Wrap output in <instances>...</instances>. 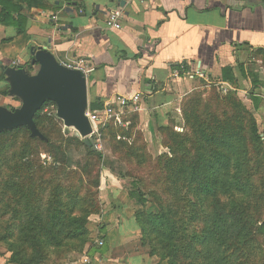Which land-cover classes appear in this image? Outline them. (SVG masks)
Masks as SVG:
<instances>
[{
	"label": "crops",
	"instance_id": "1",
	"mask_svg": "<svg viewBox=\"0 0 264 264\" xmlns=\"http://www.w3.org/2000/svg\"><path fill=\"white\" fill-rule=\"evenodd\" d=\"M48 1L50 8L30 11L21 34L0 24V106L14 109L20 101L10 94L6 67L17 61L34 73V47L49 49L62 63L86 60L88 109L92 104L104 109L118 94H139L140 129L155 152L165 150L160 129L184 124L181 104L200 87L253 92L264 102V0ZM115 11L122 28L107 29V17ZM226 67H232L234 83L221 80ZM123 201L106 212L111 219L102 225L104 252L86 247L63 264H87L84 257L91 264H157L140 253L120 256L126 240L117 227L126 221ZM10 256L0 253V264H14Z\"/></svg>",
	"mask_w": 264,
	"mask_h": 264
},
{
	"label": "trees",
	"instance_id": "2",
	"mask_svg": "<svg viewBox=\"0 0 264 264\" xmlns=\"http://www.w3.org/2000/svg\"><path fill=\"white\" fill-rule=\"evenodd\" d=\"M48 2V0H0V24L14 26L17 34H21L26 31L30 11L33 8L46 10L50 8ZM58 8L57 5L53 6V10ZM183 64L184 70H187L186 62ZM30 69L33 70L32 65ZM2 78H5V75ZM221 80L233 83L236 81L232 67L223 69ZM252 101L254 112L259 111L260 99L255 97L254 93ZM220 102L226 108L223 116L217 115L216 110L211 107V101L205 99L200 91H193L184 98L182 104L188 132L181 134L173 127L160 129L168 131L171 139L176 141L170 144L168 139L163 140V145L169 148L174 156L164 153L156 158L163 176L161 183L173 194V200L169 208L159 203L161 206L158 212H140L138 224L143 229V244L149 242L151 254L160 257L167 264L224 263L219 257L221 249L235 250L237 253V248H245L244 244L254 240V235H251L253 220L258 224L259 234L264 236V221L259 223L261 218L259 215L258 217L246 215L243 208L245 206L239 201H232L229 205L220 199L221 196L238 193L248 196L246 202H253L254 207L258 208L256 211L260 209L259 197L264 194V183L254 184L251 178L264 167V134L260 131L253 111L248 108L238 91L227 93ZM50 103L55 104L53 101H47L35 115V122L46 140L33 137L31 130L26 126L0 133V137L23 130L29 134L25 145L30 149V156H26L28 160L25 159V162L20 161L21 163L17 164L15 170L17 180L10 185L18 201L14 217L21 221L16 233L17 239L14 244L16 246L12 248L11 256L8 257L9 262L14 264H49L47 257L52 250L59 258L70 254L71 251L76 253L78 249L75 248L78 246L79 252L82 253L89 236L86 224L94 210H88L86 205L80 206L82 199L85 201L88 199L70 195L71 202L68 205L64 204L62 192L65 187L59 182L55 190H52V200L41 205L40 195L36 194L35 187L40 188L41 184L40 175L45 180L47 174L50 172L53 174L63 168L67 159L65 150L60 148L58 153L53 155L54 165L50 169L36 167L35 157H38V150L35 148L51 142L48 133H45L47 125L42 116L45 106ZM90 109L96 111L102 109V106L92 104ZM122 121L131 123L124 116ZM246 124L248 128H245ZM110 134L113 138L127 137L129 127L126 129L120 125L114 126ZM142 135L145 138L143 132ZM79 142L87 146L85 141ZM87 148L90 155L98 159L103 157L100 151H94L88 146ZM128 154L138 156L141 162L145 160V155L140 154L139 148L133 144L128 147ZM23 170H27L29 174L25 179L21 177V174H24ZM261 173L263 174V171ZM19 178H22V182ZM190 194L195 198H189ZM130 195L143 205L149 201L147 194L136 182L135 189L130 191ZM184 200L202 205L207 203L209 207L203 233L200 237L193 238L187 245H183L185 239L181 240L185 230L177 212ZM32 203L36 204V207H33ZM243 203L245 204L244 201ZM78 208L81 209V213L75 214L74 209ZM236 256L235 254L234 257Z\"/></svg>",
	"mask_w": 264,
	"mask_h": 264
},
{
	"label": "rangeland",
	"instance_id": "3",
	"mask_svg": "<svg viewBox=\"0 0 264 264\" xmlns=\"http://www.w3.org/2000/svg\"><path fill=\"white\" fill-rule=\"evenodd\" d=\"M220 88L221 91L219 90V86L211 84L208 87H200L194 91H200L205 99L211 101V107L216 110L217 115L223 116L225 115L223 111L226 108L220 100L224 98L227 93H235L237 90ZM248 94L250 95V92H248ZM248 94L241 95L248 108L253 111L260 131L264 134V102L261 101L260 110L254 112L253 104L250 103L249 97H247ZM182 104L180 110L183 116ZM20 105L21 101L17 102L15 108ZM42 116L47 125L45 133H48L51 142L48 144H41L40 147L35 148L38 150V157H35L36 167L40 166L44 169H50L54 165L53 155L54 153H58L60 148L65 150L67 159L65 160L66 164L63 168L59 171H55L53 174L50 172L46 175L45 180H43V178H41L42 175H40V188L35 187L36 194L38 193L40 195V201L43 202H40V204L42 205L45 201L53 199L51 198L52 190H55L58 182L65 187L62 192V202L64 204L68 205L71 202L70 195L88 199V201L82 199L80 203L81 207L82 205H86L88 210H94V212H91L89 215L88 223L86 224L88 225L89 236L83 249L89 247L92 251L104 252L103 250L105 248L101 251V247H99L97 240L98 238L104 237L102 234L104 233V231H102V225H105L107 220L109 221L111 219V214L107 216L106 212H111L113 203L117 201V203H120L124 200L121 204H123V209L126 208V221L124 220L122 223H118L117 226L118 230H120L119 235L123 232L126 239L124 244L125 248H123V250L118 249V251H120V256L126 253H140L141 256L153 258L157 264H167V262L163 261L160 257L151 254L149 242L146 241V243L143 244L142 239L144 234L143 229L140 224H138V215L140 212H158L159 206H161L159 203L165 204L167 206L166 208L170 207L169 204L173 200V194L167 191L161 183L163 176L161 175V170L156 158L164 153L174 156V153L164 145L165 150L162 152H155L150 149L140 129V112H130L127 110L122 115L126 120H130L132 124L129 121H108L98 127L99 131L93 134V138L98 148L97 151H100L103 155L101 159L90 155L87 146L79 142L84 141V138L79 132L74 129V127L66 126L64 121L58 117L56 103L46 105L42 111ZM183 120L184 124L182 126L179 128L173 127L175 131L181 134L188 132L186 131L187 128L184 117ZM119 125L126 129L129 127V136L112 137L110 134L111 128ZM245 128H248V125L245 126ZM170 130L172 129L170 128ZM161 135L162 144L164 139H168L170 144L176 143L175 140L171 139V134H169L168 131H161ZM28 136L29 134L27 131L23 130L19 133H12L0 137V253L3 255L4 253H12V248L16 246L14 245L17 239L16 233H18L19 225L21 224V221L14 217V209L18 207V201L15 194H13L14 189L10 185L17 180V175L15 174L17 164H20V161L25 162V159L28 160L26 156H30V149L25 145V143L28 142ZM132 144L135 145L136 148H139L140 154L145 155L144 161L141 162L140 158L136 155L128 154V147ZM23 171L24 174H21V177L25 179L29 174H27V170ZM262 171L263 174L261 173ZM255 173L252 175L251 181L254 184L264 183V167L258 174ZM22 178H19L20 182H22ZM135 182L139 184L141 190H143L149 198L146 205H143L130 195V191L135 189ZM11 188L13 190H11ZM261 196L259 197L260 200L258 205L260 209L258 211H256L258 208L254 207L253 202H246L248 198L246 195L238 193H235V195L228 194L226 196H221L220 199L225 204L229 205L232 201H239L242 206H245L243 208L246 215L250 217H258L259 215L261 217L259 219V223L261 224L264 221V194ZM188 197L192 199L195 198L192 194ZM115 198L116 200H114ZM112 200H114V202ZM32 205L36 207V204L32 203ZM181 205V209H177L178 217L181 219L185 230V233L181 236V240L185 239L183 245H187L193 238L200 237V234L203 233L204 224L209 215V207L207 203L202 205L193 203L191 200H184ZM74 213H81V209H74ZM112 219L111 223H117V218L115 221L114 218ZM122 224L126 226V233ZM257 227V222L253 220L251 235H254V240L244 244L245 248H237V253L234 252L235 250L228 251L221 249L219 251V257L224 263H219L264 264V236L259 234ZM13 235H15V237H13ZM76 245L78 246V244ZM78 247L75 248L78 249L75 251L76 253H80ZM71 252L63 256L64 258L62 256L59 258V256H56L57 253H53L52 250L50 256L47 257V261L50 262L49 264H63L72 260V257H75L74 255H76V253ZM83 252L84 250L82 253ZM235 254L237 255L236 257H234ZM189 260H187V263H189Z\"/></svg>",
	"mask_w": 264,
	"mask_h": 264
},
{
	"label": "water",
	"instance_id": "4",
	"mask_svg": "<svg viewBox=\"0 0 264 264\" xmlns=\"http://www.w3.org/2000/svg\"><path fill=\"white\" fill-rule=\"evenodd\" d=\"M31 54L32 65L37 66L34 73L24 66L6 67L10 94L18 98L21 105L14 109L0 106V133L26 126L33 137L46 140L35 122V115L47 101H53L58 117L66 126L74 127L85 144L96 151L93 129L86 115L89 108L87 75L63 65L47 48L34 47Z\"/></svg>",
	"mask_w": 264,
	"mask_h": 264
},
{
	"label": "built area",
	"instance_id": "5",
	"mask_svg": "<svg viewBox=\"0 0 264 264\" xmlns=\"http://www.w3.org/2000/svg\"><path fill=\"white\" fill-rule=\"evenodd\" d=\"M142 3L145 0H140ZM106 28L107 29H121V14L117 11L112 12L108 15L106 20ZM14 66L18 65L17 61L13 62ZM63 65L67 66L71 69H79L82 70L86 75H88V64L86 60L81 58L71 62H63ZM196 75H202L200 70L195 71ZM139 103H140V96L139 94H118L115 96L113 102L109 103L105 106L104 109L99 111H91L90 109L87 110L86 115L89 118L91 123V128L93 129V134L98 133L99 128L102 124L115 120L121 122L122 115L127 111H139ZM99 247H103L105 242L103 239L98 238L97 240ZM84 262L87 264H91V260L89 257L84 258Z\"/></svg>",
	"mask_w": 264,
	"mask_h": 264
}]
</instances>
